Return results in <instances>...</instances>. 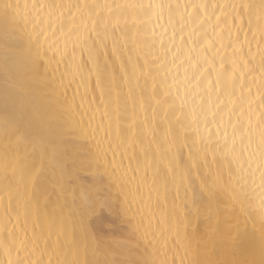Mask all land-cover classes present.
<instances>
[{
	"label": "clouds",
	"instance_id": "9594fccd",
	"mask_svg": "<svg viewBox=\"0 0 264 264\" xmlns=\"http://www.w3.org/2000/svg\"><path fill=\"white\" fill-rule=\"evenodd\" d=\"M24 4L29 21L6 26L0 19V158L14 149L23 157L25 175L41 169L38 196L49 195V210L61 200L55 187L60 176L63 200L77 209L73 192L103 189L121 230L97 235L102 246L121 247L89 255V264H264V0H0V17L6 6ZM69 29L74 39L61 59L53 55L52 42ZM82 36L87 38L75 39ZM201 49L207 60L199 58ZM221 57L224 75L218 81ZM127 79L136 83L137 102L148 103L167 89L177 106L167 117L179 145L170 159L188 183L177 196L169 181L167 203L183 201L193 221L192 251L167 234L163 247L142 202L128 194L132 174L148 158L159 168L157 183L168 180V158L139 146L125 151L114 137L98 146L99 131L92 135L101 127L102 88L115 87L122 109L131 111ZM186 89L198 92L199 134L192 130L191 105L180 108ZM164 127L158 122L156 140ZM17 136L24 137L20 145ZM217 172L223 188L205 190L202 184ZM6 183L0 176V220L7 224L0 231V264H9L3 244L16 226ZM209 209L219 215L211 233L203 218Z\"/></svg>",
	"mask_w": 264,
	"mask_h": 264
},
{
	"label": "snow or ice",
	"instance_id": "6c2138e0",
	"mask_svg": "<svg viewBox=\"0 0 264 264\" xmlns=\"http://www.w3.org/2000/svg\"><path fill=\"white\" fill-rule=\"evenodd\" d=\"M191 15V14H190ZM3 23L6 26H15L23 20L27 22L31 19L28 5L24 4L19 8H10L6 6L3 11ZM60 19H62V14ZM219 20V17H217ZM201 35H203L201 33ZM86 36L76 37L75 39H86ZM48 37H45L47 41ZM71 29L68 32H62L60 42L53 41L51 51L54 56L63 59L68 54L70 45L73 41ZM201 60H207L203 49L199 54ZM191 59V54H189ZM236 67L235 61H231ZM196 62H193L195 67ZM206 70V69H205ZM73 74L79 73V67L73 66ZM224 75V58L221 57V63L217 69V80ZM229 81L234 79V74H229ZM128 103L131 105V111H127V106L122 109L119 93L115 87L101 89V96L104 97L103 117L101 127L92 129V135L99 131L101 139L97 140L98 146L103 140L109 137L116 138L118 147L125 151L130 148L140 147L141 152L148 153L155 151L161 158H168L167 167L169 169V179L157 183L158 167H153L150 158L145 163L138 166L136 172L132 174L130 182V192L132 197L140 200L142 212L149 218V223L154 228L156 235L161 238L163 247H167V240L164 239L167 234L169 237L176 238L185 251H192L193 239L189 235V229L193 223L189 214L183 207V201L169 205L167 195L171 188L179 196L182 187L186 186V174L178 173L172 167L170 157L178 151L179 145L174 136H172V126L168 123L167 117L170 112H175L177 106L169 102V93L165 89L163 95H153L148 103L140 98L137 102L134 96L136 83L134 79H127ZM210 88V85H209ZM115 93V95H113ZM191 96V100L188 97ZM198 92H192L190 89L185 91V99L181 101L180 108L191 105L190 111L193 114L192 130L199 134V125L195 120L196 103ZM233 104L234 100L231 101ZM127 114V119L122 117ZM163 115L164 120L160 121ZM158 122H162L165 127L159 140H156V133L159 131ZM70 129L75 126L70 124ZM181 130L185 131L184 126ZM87 135V130H85ZM24 142L23 136L16 137V145ZM103 155V148H100ZM149 171L151 178L149 179ZM41 175V169H34L30 174L25 175L23 157L14 149L6 152L4 157L0 158V176L4 178L9 204L15 205L16 226L8 230L11 237L9 242L3 244L6 254L9 256V264H89L87 257L89 255L98 257L111 252L114 248L121 247L119 242H113L101 245L98 232L104 231V225L92 226L96 219L94 204L97 188H93L85 195L81 190L79 197L73 192L72 198L79 199L80 207L68 206L63 200L66 191V184L62 176L57 178L55 184L56 190L60 193L61 200L49 210V195L44 192L38 196V181ZM128 172L122 171V179L128 181ZM223 177L217 172L210 174L206 184H202L205 190L212 192L223 188ZM163 201V207H159ZM197 212V209H193ZM203 218L208 222V231L214 232L215 226L219 224L218 212L209 209L203 214ZM6 219V218H5ZM196 219L198 221L199 214ZM7 230V224L0 220V231ZM14 254V258H13ZM92 264H100L99 261H93Z\"/></svg>",
	"mask_w": 264,
	"mask_h": 264
},
{
	"label": "bare ground",
	"instance_id": "6f19581e",
	"mask_svg": "<svg viewBox=\"0 0 264 264\" xmlns=\"http://www.w3.org/2000/svg\"><path fill=\"white\" fill-rule=\"evenodd\" d=\"M81 190H83L85 195H87L91 188H80L76 192L77 197H79ZM94 211L96 217V219L94 220V224L99 225L102 223L104 225V231L100 233L107 232L111 234L113 232L118 233L121 230V223L116 216V211L113 205L108 200L103 189H98V191L95 193Z\"/></svg>",
	"mask_w": 264,
	"mask_h": 264
}]
</instances>
